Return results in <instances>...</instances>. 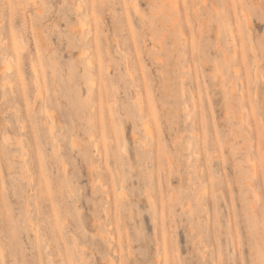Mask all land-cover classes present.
<instances>
[{
  "label": "rangeland",
  "instance_id": "374dc122",
  "mask_svg": "<svg viewBox=\"0 0 264 264\" xmlns=\"http://www.w3.org/2000/svg\"><path fill=\"white\" fill-rule=\"evenodd\" d=\"M0 264H264V0H0Z\"/></svg>",
  "mask_w": 264,
  "mask_h": 264
},
{
  "label": "bare ground",
  "instance_id": "6f19581e",
  "mask_svg": "<svg viewBox=\"0 0 264 264\" xmlns=\"http://www.w3.org/2000/svg\"><path fill=\"white\" fill-rule=\"evenodd\" d=\"M247 24H248V23H247ZM231 33H232V32H231ZM250 47H251V46H250ZM234 52L237 53L236 50H234ZM89 61H90V60H89ZM90 63H91V62H90ZM217 63H218V62H217ZM91 64H92V63H91ZM217 65H218V64H217ZM4 66H5V65H4ZM109 67H110V66H109ZM2 72H3V71H2ZM131 79H132V78H131ZM222 82H223V81H222ZM222 84H223V83H222ZM219 85H220V84H219ZM224 88H225V87H224ZM41 94H42V93H41ZM146 124H147V123H146ZM50 125H52V124H50ZM143 125L145 126V122H144ZM147 125H148V124H147ZM52 126H53V125H52ZM149 129H151V128H150V127H149V128L147 127L146 131L148 132ZM50 130H52V128H51ZM150 131H151V130H150ZM147 132H146V133H147ZM148 133H149V132H148ZM150 134H151V132H150ZM7 135H8V134H7ZM16 136H17V135H16ZM16 136H15V137H16ZM19 142H20V141H19ZM250 144H251V143H250ZM123 148H124V147H123ZM123 148H122V149H123ZM123 150H124V149H123ZM125 152H126V151H125ZM253 167H254V166H253ZM255 169H256V168H255ZM26 213H27V212H26Z\"/></svg>",
  "mask_w": 264,
  "mask_h": 264
}]
</instances>
